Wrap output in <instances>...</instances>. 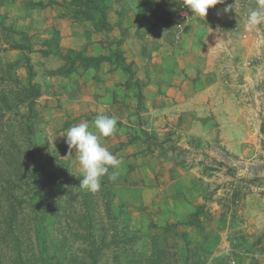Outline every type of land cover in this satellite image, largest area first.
<instances>
[{
  "label": "rangeland",
  "instance_id": "374dc122",
  "mask_svg": "<svg viewBox=\"0 0 264 264\" xmlns=\"http://www.w3.org/2000/svg\"><path fill=\"white\" fill-rule=\"evenodd\" d=\"M67 4L70 3L0 0V46L8 48L0 53V66L18 62L19 68L14 75L23 84H27L29 79L27 64L32 67V81L42 92L37 102L39 115L41 98L49 94L54 97L57 92L42 84L45 72L41 76L46 57L56 55L55 43L43 40L40 34L24 32L21 25L24 20L38 22V10L54 5L67 9ZM144 4L146 7L143 9L147 11L145 20L151 27L149 32L139 33L140 42H150L151 46L155 43L152 46L155 48L160 38L162 44L176 48L184 42L183 32L186 30V55L197 62V67L190 70L197 71L203 78L208 77L209 81L204 84L212 88L213 102L217 101L218 105L215 110L208 109V115L204 113V122L199 121L202 117H197L194 127L186 125V129L181 126L182 117L176 121L180 112L169 116L174 119L173 127L146 121L145 98L140 102L139 94L137 107L127 110V139L129 143L138 141L139 147L131 155L135 161L128 165L125 175L112 171L116 174L118 204L124 206L131 229L141 236L136 248L150 256L153 240L162 236L167 227L176 226L175 232L169 234V244L173 247L175 242L178 243L182 264H197L198 261L200 264H264V20L252 28L248 26L252 10L264 12V0H223V3L209 8L205 18L192 14L185 0H167L159 7L156 0H147ZM68 10L73 15L76 12L72 6ZM86 21L100 32L95 29V20ZM147 36L150 41H145ZM11 42L29 49L13 50L8 45ZM148 46L144 45L146 55ZM73 56L74 68L82 61ZM55 59L60 61L61 57ZM51 60L56 64L54 59ZM71 63L68 58L67 68ZM131 70L134 77L131 80L132 77L126 73V88L135 85L141 92L148 82L134 81L136 72L132 67ZM91 89V85L87 86V92ZM115 102H121L117 95ZM20 114L24 117L26 109L22 108ZM164 116L167 122H171L168 116ZM42 124L40 117L37 141L66 162L68 176L80 182L82 174L78 173L75 149L70 152L66 137H62L61 132L47 133ZM7 127L0 128V143L8 142L9 145L11 140L3 141L8 129L16 131L12 136L15 141L21 136L13 117ZM1 152L0 179H3L6 162ZM149 155L165 160L159 172L149 178L156 182L155 186H164L168 191L163 202H158V194L154 191L148 195L146 185L143 186L145 178L136 175L143 157ZM69 186L74 190L75 200H68V204L73 210L79 209V192L84 189L78 188L75 182ZM2 209L0 205V226L4 222ZM35 219H41V216L25 207L18 222L25 242L26 263L47 264V257L41 254L42 247L35 233ZM67 222L64 213L55 219L53 253L60 258L65 256V250L57 242L60 234L65 232ZM183 233L187 234L186 242L182 238ZM4 245L0 244V258L7 262L11 251ZM73 249L78 251L79 244H75ZM182 257L192 263L187 260L185 263Z\"/></svg>",
  "mask_w": 264,
  "mask_h": 264
},
{
  "label": "crops",
  "instance_id": "0c3cea01",
  "mask_svg": "<svg viewBox=\"0 0 264 264\" xmlns=\"http://www.w3.org/2000/svg\"><path fill=\"white\" fill-rule=\"evenodd\" d=\"M40 1L70 3L72 0ZM144 1L147 0H110L107 31L96 32L84 18H75L71 10H68L71 7L69 4L67 9L54 5L38 10V22L24 20L21 25L22 30L28 34H40L43 40L54 41V52L61 57L60 61L55 59L56 55L53 58L46 57L45 70L41 74H46L42 84L57 91L54 97L49 94L41 98L40 117L44 124L43 129L47 133L61 132L62 136L71 126L82 121H88L91 126L98 114L115 116L119 122L116 133L102 138V142L114 155L122 158L121 166L114 169L118 175L128 172V165L135 161L131 155L139 147L138 141L128 142L126 116L129 107L130 110L137 107L139 91L135 85L130 89L126 88L127 76L120 67L121 62L114 56L116 52L122 55L124 64L131 65L136 72L134 81L148 82L141 91L145 98L146 121L163 127H173L174 119L169 116L180 112L176 121L182 117L181 126L186 129V125L194 127L197 117H202L199 121L204 122V113L208 115V109L215 110L218 105L217 101L213 102L212 88L204 84L206 80L209 81L208 77L203 78L197 71L190 70L197 67V62L186 55V30L183 32L184 42L181 46L168 47L158 38L155 48H152L155 43L151 46L150 42H146L149 45L148 54L144 53L146 44L140 42L138 35L149 32L151 27L145 20L147 11L143 9ZM166 1L156 0V6L164 5ZM147 39L149 40V36L145 41ZM79 54L86 58H101L102 61L97 67H86L78 63L72 72L64 75L48 73L67 67L68 56ZM90 85L92 89L87 92V86ZM116 95L121 101L117 104ZM164 115L171 122H167ZM92 130L96 131L94 128ZM164 162L158 156H145L136 174L145 178L143 186L146 185L144 187L148 195L153 191L158 194V202L166 200L168 191H165L164 186H155L156 182L149 178L159 172L160 165ZM78 173H81L79 167ZM164 208L168 209L166 205Z\"/></svg>",
  "mask_w": 264,
  "mask_h": 264
},
{
  "label": "trees",
  "instance_id": "16d2710c",
  "mask_svg": "<svg viewBox=\"0 0 264 264\" xmlns=\"http://www.w3.org/2000/svg\"><path fill=\"white\" fill-rule=\"evenodd\" d=\"M110 0H72L76 12L75 17L81 16L85 20H95L96 30H109L107 12ZM41 5V4H40ZM98 18H96V16ZM6 31V28H3ZM10 31V30H8ZM14 33V32H13ZM13 50L27 51L29 48L8 44ZM8 48L0 46V53ZM83 66H98L102 59L86 58L76 55ZM124 73L133 80L131 65L124 64L119 52L114 54ZM72 61L69 68H60L51 75H64L73 71L74 56H68ZM73 59V60H71ZM19 63H5L0 66V128H8L10 118L13 117L21 138L14 140L16 131L7 130L0 143L2 159L6 162L3 167L5 177L0 179V205L2 206L4 222L0 226V244L9 248V260H2L0 264H27L25 258V242L18 228V222L25 207H28L41 219H35V233L42 247V253L47 257V264H182L179 258L178 243L173 247L169 244V234L175 232L176 226H169L160 237L153 240V252L146 256L137 250L141 241L138 232L133 231L124 206L118 204V186L116 180L108 176L102 178L101 189L90 192L80 187V182L71 179L68 164L60 160L48 147L37 141L40 115L37 102L42 96L41 88L33 83V69L27 64L29 79L27 84L14 75ZM140 102L143 95L139 92ZM26 109L21 117L20 110ZM110 172H113L110 169ZM63 179V180H62ZM71 179V180H69ZM63 181V182H62ZM68 182V184H67ZM75 182L78 188L81 203L79 209L71 208L68 200L73 199L74 190L69 184ZM65 186L67 187L65 189ZM65 199L64 202L62 200ZM103 203V204H102ZM61 213L66 214L68 222L64 233L60 234L58 244L65 250V256L60 258L54 250L55 219ZM120 223V224H119ZM190 223V222H189ZM192 224V223H191ZM122 225V229L120 228ZM68 232V233H67ZM182 238L186 242L187 234ZM80 249L74 250L75 244ZM188 244V242H187ZM189 245V244H188ZM174 248V249H173ZM3 250V249H2ZM1 251V249H0ZM188 263L190 259L182 257ZM201 262L198 261L197 264Z\"/></svg>",
  "mask_w": 264,
  "mask_h": 264
},
{
  "label": "clouds",
  "instance_id": "9594fccd",
  "mask_svg": "<svg viewBox=\"0 0 264 264\" xmlns=\"http://www.w3.org/2000/svg\"><path fill=\"white\" fill-rule=\"evenodd\" d=\"M218 3H223V0H185V5L192 14L202 18L206 17L209 8ZM262 20L264 12L252 10L248 17L249 28L258 25ZM117 123L115 116L98 114L91 126L88 121H82L71 126L66 134L62 135L66 137L70 152L75 149L79 171L82 174L79 186L90 192L101 189L102 178L106 175L110 180H115L116 174L114 171L110 172V169H118L122 164V158L114 155L102 142V138L116 133Z\"/></svg>",
  "mask_w": 264,
  "mask_h": 264
}]
</instances>
